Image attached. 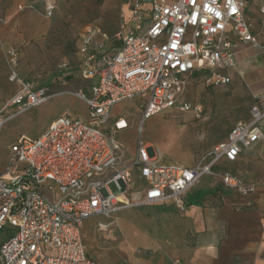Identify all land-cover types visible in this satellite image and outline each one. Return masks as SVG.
I'll return each instance as SVG.
<instances>
[{"label": "built area", "instance_id": "obj_1", "mask_svg": "<svg viewBox=\"0 0 264 264\" xmlns=\"http://www.w3.org/2000/svg\"><path fill=\"white\" fill-rule=\"evenodd\" d=\"M122 1L118 30L108 35L91 26L79 46L78 73L89 86L73 94L87 104L88 118L62 113L39 136L21 134L8 145L0 172V264H100L84 244L87 219L165 203L186 213L188 192L197 182L213 175L219 163L236 162L264 137L262 94L255 96L251 118L235 123L204 162H166L159 151L150 156L149 145L142 143L129 159L117 134L131 127L133 118L128 112L113 120L116 104L137 101L142 120L170 108L200 112L187 97L191 79L229 84L226 69L235 66L236 51L249 45L264 54V39L246 17L255 0ZM258 1L264 21V0ZM17 57L15 50L7 52L10 80L19 88L0 106V134L8 120L56 95L48 85L23 79L14 69ZM221 177L229 191L256 192V185L234 171Z\"/></svg>", "mask_w": 264, "mask_h": 264}, {"label": "rangeland", "instance_id": "obj_2", "mask_svg": "<svg viewBox=\"0 0 264 264\" xmlns=\"http://www.w3.org/2000/svg\"><path fill=\"white\" fill-rule=\"evenodd\" d=\"M49 6H53L52 14L48 12ZM122 8V0H0V106L19 88L10 80L13 67L7 52L12 49L18 56L14 69L20 76L34 85H48L56 94L41 106L8 120L0 134V172L6 168L8 145L21 134L39 136L54 118L66 112L88 118L87 104L73 94L89 86L78 73L79 46L91 26L113 35L120 25ZM258 28L264 37V21L258 22ZM237 52L248 57L247 51ZM229 73L231 82L222 86L208 85L201 78L191 79L187 97L193 105L201 107L200 112L180 113L170 108L142 120L137 101L116 104L113 120L128 112L133 118L132 126L117 134L129 159L142 143L149 145L150 156L159 151L166 162L185 166L204 162L212 148L227 138L235 123L251 118L254 93L240 75L233 74L232 69ZM65 74L68 76L63 78ZM226 170L238 173L244 182L259 186L258 193H261L264 190V137L246 148L238 162L219 163L213 175H205L197 183L211 182V193L203 202V212L204 217L217 223H207L203 229L195 224L189 226L186 213L163 212L161 206L126 208L111 217L99 216L85 221L82 236L88 254L100 264H174L178 259L183 264H202L194 259L201 250L216 257L217 243L212 247L205 243L203 236L211 232L214 240L219 238L222 242L228 230L221 219L241 213L258 214L259 209L251 201H233L231 210L223 211V195L228 191L223 187L221 175ZM231 194L241 195L233 191ZM191 200L196 198L192 196ZM100 222L107 226L100 229ZM185 249L191 254L185 255ZM261 258L264 259V254ZM231 264H254V259L236 256Z\"/></svg>", "mask_w": 264, "mask_h": 264}, {"label": "crops", "instance_id": "obj_3", "mask_svg": "<svg viewBox=\"0 0 264 264\" xmlns=\"http://www.w3.org/2000/svg\"><path fill=\"white\" fill-rule=\"evenodd\" d=\"M172 1L174 0H170V2ZM253 6L255 7V10H252ZM246 17L252 23L254 32L261 40H263L264 37L259 31H257L259 29L258 22L262 21L259 13L258 0L251 1L249 3L246 10ZM255 19H257V21H255ZM240 49L247 51L248 57L239 55L237 51ZM238 50L235 53V66L226 69V73L231 76L229 70L232 69L234 71L233 74L240 75L248 84L254 93V96L264 94V54L249 45L242 46ZM244 154L245 150L236 162H238ZM210 183L204 184L201 182L198 185L196 184L188 192L187 201L189 208L186 212L185 219L189 226H193L195 224L204 229L207 223L209 225L217 223L212 218L204 217L203 212V202L211 193V190L209 189ZM258 188L259 186H257L256 192L253 196H250V199L248 198L249 196H235L234 194H231V191L225 188V191L228 192H225L223 195L225 203L223 207L224 212L231 210L233 201H239L242 203L251 201L252 203L257 204L259 208L258 214L247 215L245 213H241L231 218L224 217L221 219L226 224V228L228 230L222 242L219 241V238L214 240L215 236H213L211 232H208L205 236H203L206 244L214 247L215 243H217V256L212 258L204 250H201L194 255V259L201 261L202 264H231L235 260L236 256H239L243 259L248 257L253 258L254 264H264V259L261 258V255L264 254V190L261 193H258ZM200 192H203L204 194L201 196ZM192 196L196 198L195 201L191 200ZM158 206L162 207L163 212L178 211L172 203H165ZM184 253L185 255L191 254V252L186 249L184 250Z\"/></svg>", "mask_w": 264, "mask_h": 264}, {"label": "trees", "instance_id": "obj_4", "mask_svg": "<svg viewBox=\"0 0 264 264\" xmlns=\"http://www.w3.org/2000/svg\"><path fill=\"white\" fill-rule=\"evenodd\" d=\"M194 78H201V79H203L201 76H195ZM192 79H193V78H192ZM234 125H235V124H234ZM234 125H233V126H234ZM233 126H232V127H233ZM232 127H231V128H232ZM230 130H231V129H230ZM230 130H229V131H230ZM207 193H209V192H207Z\"/></svg>", "mask_w": 264, "mask_h": 264}]
</instances>
